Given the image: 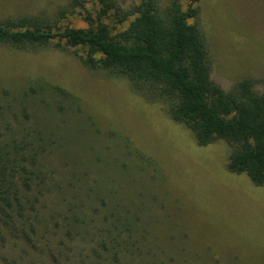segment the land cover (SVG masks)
Masks as SVG:
<instances>
[{
	"label": "rangeland",
	"instance_id": "1",
	"mask_svg": "<svg viewBox=\"0 0 264 264\" xmlns=\"http://www.w3.org/2000/svg\"><path fill=\"white\" fill-rule=\"evenodd\" d=\"M72 1L0 0V21L88 27L96 0ZM198 7L213 79L226 90L263 79L264 0ZM114 20V32L130 21ZM29 49L0 45V136L31 178L19 180L24 228L0 229V264H264V185L229 171L226 141L200 146L164 101L85 67L83 49Z\"/></svg>",
	"mask_w": 264,
	"mask_h": 264
},
{
	"label": "trees",
	"instance_id": "2",
	"mask_svg": "<svg viewBox=\"0 0 264 264\" xmlns=\"http://www.w3.org/2000/svg\"><path fill=\"white\" fill-rule=\"evenodd\" d=\"M135 1L125 9L118 0H96L95 16L87 10L86 28L41 17L0 21V45L24 51L52 43L83 49L80 58L85 67L126 78L136 93L152 103L164 101L171 118L186 125L200 146L226 141L231 147L229 171L245 173L255 185L263 186L264 78H244L230 90L213 79L207 36L198 23L200 0H189L186 7L174 0L165 9L158 0ZM86 2L73 0L71 7H85ZM67 12L63 8L60 17H67ZM112 17L115 24L130 21L114 32L116 26L106 22ZM25 162L0 136V229L24 228L26 199L19 180L23 177L28 186L31 179Z\"/></svg>",
	"mask_w": 264,
	"mask_h": 264
}]
</instances>
